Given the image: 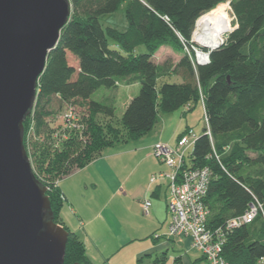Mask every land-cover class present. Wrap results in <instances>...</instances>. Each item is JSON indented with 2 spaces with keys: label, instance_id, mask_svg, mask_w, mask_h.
Masks as SVG:
<instances>
[{
  "label": "trees",
  "instance_id": "obj_1",
  "mask_svg": "<svg viewBox=\"0 0 264 264\" xmlns=\"http://www.w3.org/2000/svg\"><path fill=\"white\" fill-rule=\"evenodd\" d=\"M123 1L69 0V21L48 55L33 111L23 123L27 151L28 131L40 138L48 129V118L52 120L53 113L65 105L79 104L93 121L101 117L100 123L90 121L89 146L79 154L76 166L65 165L74 138L51 146L53 139L48 136L53 132L48 129L49 135L44 134L43 142L39 141L42 145L34 146L37 152L31 153L32 171L47 185L54 222L62 226L60 180L85 167L101 150L150 132L158 114L192 110L189 103L193 100L196 104L201 98L207 128L196 136L188 167L210 171L204 198L209 211L207 227H220L258 203L261 211L255 219L227 235L222 257L225 264H260L264 258V0H128L125 31L103 28L100 18L113 14ZM227 1L236 19L234 29L210 52L208 64L197 65L192 53L185 52L193 45L195 22ZM165 45L184 53L173 73L182 83L157 88L152 57ZM140 46L147 52L133 56ZM69 56L75 65L69 63ZM129 77L138 78L139 91L123 111L121 134L110 124H101L102 115L113 118V110L108 101L97 102L92 96L100 88L115 89L117 82ZM228 148V156L215 160L214 155H222ZM247 152L256 156L249 158ZM208 202L216 205L212 222ZM63 228L68 232L64 264H91L83 244Z\"/></svg>",
  "mask_w": 264,
  "mask_h": 264
},
{
  "label": "crops",
  "instance_id": "obj_2",
  "mask_svg": "<svg viewBox=\"0 0 264 264\" xmlns=\"http://www.w3.org/2000/svg\"><path fill=\"white\" fill-rule=\"evenodd\" d=\"M121 86L135 84L126 78L108 94H116ZM132 98L122 101L124 109ZM192 110H181L182 117L173 129L169 116L163 114L150 132L104 149L85 167L58 182L63 197L60 222L83 244L91 264H111V260L115 261L112 264H151L159 255L167 259L165 264H204L189 238L165 237L168 181H149L156 173L169 172L151 154L152 147L157 143L174 147L184 132L195 134L187 127ZM144 200L151 202L147 216L140 207Z\"/></svg>",
  "mask_w": 264,
  "mask_h": 264
},
{
  "label": "water",
  "instance_id": "obj_3",
  "mask_svg": "<svg viewBox=\"0 0 264 264\" xmlns=\"http://www.w3.org/2000/svg\"><path fill=\"white\" fill-rule=\"evenodd\" d=\"M70 13L69 0H0V264L65 262L68 232L32 171L23 123Z\"/></svg>",
  "mask_w": 264,
  "mask_h": 264
},
{
  "label": "built area",
  "instance_id": "obj_4",
  "mask_svg": "<svg viewBox=\"0 0 264 264\" xmlns=\"http://www.w3.org/2000/svg\"><path fill=\"white\" fill-rule=\"evenodd\" d=\"M229 4L230 2L227 1L221 7L225 5L227 11H230ZM209 13L200 16L196 20L192 32L193 35H195L197 21ZM224 13L227 16V12ZM228 22L230 26L229 18ZM223 43L224 41L221 39V43L217 48ZM192 44L190 50L195 52V56L192 58L193 62L197 65L208 64L210 50L212 49L206 50L195 46V42ZM61 117L67 128L81 127L73 110L63 112ZM207 134L209 135V132ZM196 139L197 137L192 131H187L178 139L174 147L161 143L155 144L152 147L151 154L161 164L165 165L169 172L156 173L150 177L149 181L150 184L164 180L168 181L166 207L169 214V225L165 237L167 239L187 237L191 241V248L201 255L204 264H225L222 257V249L227 235L244 225L250 224L261 211V206L255 202L243 214L227 220L222 226L215 229L207 227L209 211L204 204V198L207 194L210 171L208 168L188 167L185 162L186 152L189 149L192 150ZM140 207L142 213L147 216L151 202L144 200ZM259 263L264 264V258L260 259Z\"/></svg>",
  "mask_w": 264,
  "mask_h": 264
},
{
  "label": "rangeland",
  "instance_id": "obj_5",
  "mask_svg": "<svg viewBox=\"0 0 264 264\" xmlns=\"http://www.w3.org/2000/svg\"><path fill=\"white\" fill-rule=\"evenodd\" d=\"M127 4H128V0H124L113 14L102 16L100 18V23H101L102 27L103 28H113V29L118 30L119 32L125 31V29L127 27V22H126V17H125V9H126ZM221 5H223V4H221ZM221 5H219L218 7H221ZM222 11L227 12V16L230 19V31L228 33H226V34H229L234 29V26L236 24V19L233 17V14L230 12L231 10L227 11V7L225 5L222 6ZM226 34H224V36L222 38L223 41H224V37L226 36ZM191 37H192L191 42L194 43V41H193L194 35L192 34ZM110 45H112V44L110 43ZM195 46L209 50L207 47H203L197 43L195 44ZM188 49L189 48H187V50ZM187 50H185V52ZM213 50H215V49H212L210 51H213ZM146 52H147L146 47L140 46V47L136 48L132 52V54H133V56H137L139 54L146 53ZM187 53L188 54L192 53V55L195 56V52L190 50V49L187 51ZM183 54L184 53L182 50L174 48V47H170V46H166V45L159 47L158 51L152 57V61L156 65V69H157V79H156V87L157 88H159L162 84H165V83H169V84H181L182 83V78L180 76H178L177 74L175 75L173 73H176L174 71V66ZM68 61L71 65H75V63H74L75 61H74L73 57L69 56ZM192 61H194V60L192 59ZM131 81L133 84H135V87L130 86L128 88H125L124 86H121V88H119V90L116 94H114V92H112L111 95L108 94L109 91L107 89L100 88L92 96V99L94 101H97V102H100L103 100L108 101L107 103H109L111 105L112 110H113V118L107 119L106 116L102 115L101 124L106 125V123H108L113 128L118 129L121 132V134L123 133V126L121 123V119H122V114L124 111L123 105L121 103H122V101H125V97H128V96L129 97H135L139 91V84H138L139 80H138V78H133V80H131ZM112 95H113V97H112ZM110 97H112V100L110 99ZM189 105H192L194 107H193V110L191 112H189L190 116H187L188 117L187 127L191 128L195 132V136H197V135L199 136L202 134L203 130L207 128L206 121H205V112H204V108H203V102H202L201 98H199L196 104L192 100L189 103ZM57 109H58V107H56L55 109L52 108V111H55ZM183 109L184 108L179 109L178 111H175V112L170 113V114H165V115L169 116V118H170V127L172 129L174 127L178 126L179 118L182 117L181 116V110H183ZM67 110H73L75 112V114L77 115V118L79 120V126H81V127L84 126V128H83L84 130L83 129L78 130V128H80V127L69 129L65 126L64 121L61 119L62 118L61 115L63 114V112H65ZM53 114H54L53 119L51 120L50 118H48L49 120L47 121L48 129L50 130V132L51 131L53 132L52 134L50 133V135L52 137L48 136L49 140L53 139V143H51V146H55L56 144L61 146L62 142L65 141L66 139L69 140L70 138L71 139L74 138L75 140H73L72 143L75 145L71 146V149H69L70 158L68 160H65V165H66V167L76 166L77 160L80 158L79 154H81V152H84L86 150V148L89 146L88 145L89 144V134H88L87 130H88V126H89L90 121H93L94 119L92 120L91 114H88L87 111L82 106H80L79 104L65 105L63 108H59V110L55 111ZM162 116H163V114H161V113L158 114L156 122H158ZM100 118L101 117L97 118L93 122H99ZM49 124H51V125H49ZM30 128L31 127H29V129ZM48 129L45 130V133H44L45 135H49ZM32 130H33V127H32ZM32 130H31V132H32ZM44 134H42L40 136V138H34V135L32 133H29V131H28V135L26 137V145H27V152H28V156L30 159V163H32L31 153L37 152L34 149V146L36 144H39L40 142L41 143L43 142V140L45 139ZM69 136H71V137H69ZM232 144L233 143H230V144H228V146L231 148ZM40 145H42V144H39V146ZM103 150H101V151H103ZM60 151H61V149L58 152H60ZM190 153H191V149H190L189 153L187 155H185L187 165H189V162H190L188 159ZM228 155H229V148L224 150L222 155H214V157H215V160L220 162L221 158L228 156ZM246 155L249 158H254L256 156V154L251 153V152H247ZM208 204L210 207V220L212 222V221H214V218L217 214V211L215 210L216 205L213 204L212 202H208ZM157 235H160V234H157ZM166 261H167V259L165 257L159 255L158 257H154L151 264H165ZM114 262H115L114 260L110 261L111 264Z\"/></svg>",
  "mask_w": 264,
  "mask_h": 264
},
{
  "label": "bare ground",
  "instance_id": "obj_6",
  "mask_svg": "<svg viewBox=\"0 0 264 264\" xmlns=\"http://www.w3.org/2000/svg\"><path fill=\"white\" fill-rule=\"evenodd\" d=\"M229 30L228 17L222 7H218L197 21L193 41L208 49H214L220 45L221 39Z\"/></svg>",
  "mask_w": 264,
  "mask_h": 264
}]
</instances>
